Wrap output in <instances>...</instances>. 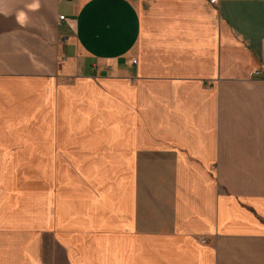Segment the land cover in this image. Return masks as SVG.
Returning <instances> with one entry per match:
<instances>
[{
	"label": "crops",
	"instance_id": "obj_1",
	"mask_svg": "<svg viewBox=\"0 0 264 264\" xmlns=\"http://www.w3.org/2000/svg\"><path fill=\"white\" fill-rule=\"evenodd\" d=\"M262 70L264 0H0V264H264ZM54 104L123 197L18 213Z\"/></svg>",
	"mask_w": 264,
	"mask_h": 264
},
{
	"label": "rangeland",
	"instance_id": "obj_2",
	"mask_svg": "<svg viewBox=\"0 0 264 264\" xmlns=\"http://www.w3.org/2000/svg\"><path fill=\"white\" fill-rule=\"evenodd\" d=\"M213 2L217 1L213 0ZM263 71L260 73L255 71L254 73L256 75L259 73L263 77ZM77 80L70 79V86L76 83ZM76 113L77 107L70 105L64 142L61 141L60 110L57 109L55 104L51 142L46 141L43 130L38 129L37 134L34 135L32 130L30 134L28 128L22 127L20 143L17 146L22 154L20 179L19 188L15 191V198L20 203L16 209L21 215H74L78 213V199L81 200L82 206L83 200L93 198L95 191L98 193L97 197L101 196V198L105 193L104 191L107 190L121 193L122 197L126 192L124 177L116 173L119 170L115 166L118 163L117 160H111L112 165L115 164L116 172L110 175L107 174V169L105 171L97 169V172H93V168L108 165L110 160L93 159L91 157L77 158V151H92L95 149H93L92 143L88 142L87 137H83L84 134L87 135V131L78 134ZM79 137H82L85 142H80ZM46 152L49 153L47 156ZM119 185L120 189L118 188ZM3 196L4 191L0 190V198H3ZM7 197H9V193L5 196V198ZM118 197L120 198L119 194ZM161 198L165 201L164 190ZM62 205H65L63 213L60 211Z\"/></svg>",
	"mask_w": 264,
	"mask_h": 264
},
{
	"label": "built area",
	"instance_id": "obj_3",
	"mask_svg": "<svg viewBox=\"0 0 264 264\" xmlns=\"http://www.w3.org/2000/svg\"><path fill=\"white\" fill-rule=\"evenodd\" d=\"M214 1H218V0H214ZM59 19L60 20H63L64 19V16H60ZM134 62H136V60H134ZM263 77H264V71H263Z\"/></svg>",
	"mask_w": 264,
	"mask_h": 264
}]
</instances>
